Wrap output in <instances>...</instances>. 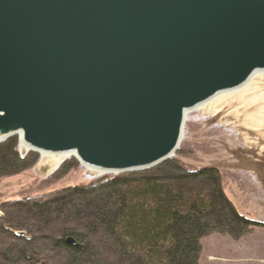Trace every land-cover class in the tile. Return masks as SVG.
Here are the masks:
<instances>
[{"label": "water", "instance_id": "obj_1", "mask_svg": "<svg viewBox=\"0 0 264 264\" xmlns=\"http://www.w3.org/2000/svg\"><path fill=\"white\" fill-rule=\"evenodd\" d=\"M257 72L264 0H0V144L16 137L21 156L151 169L186 112Z\"/></svg>", "mask_w": 264, "mask_h": 264}, {"label": "trees", "instance_id": "obj_2", "mask_svg": "<svg viewBox=\"0 0 264 264\" xmlns=\"http://www.w3.org/2000/svg\"><path fill=\"white\" fill-rule=\"evenodd\" d=\"M16 147L15 138L0 144V179L36 164L37 154L21 157ZM76 167L68 159L44 184ZM0 212V264H199L203 238L238 241L264 227L236 211L216 169L189 170L176 158L7 201Z\"/></svg>", "mask_w": 264, "mask_h": 264}, {"label": "rangeland", "instance_id": "obj_3", "mask_svg": "<svg viewBox=\"0 0 264 264\" xmlns=\"http://www.w3.org/2000/svg\"><path fill=\"white\" fill-rule=\"evenodd\" d=\"M257 86L264 90L263 83L257 82ZM260 106H238L232 102L222 104L217 113L208 109L191 113L185 120L177 150L181 154L175 153L174 158L189 170L216 169L224 192L236 211L264 224V128L257 131L245 122L246 116ZM235 111L237 117H233ZM14 138L20 155L18 139ZM232 140L238 142L244 153L237 154L228 147ZM40 161L38 156L32 168L0 179V205L89 184L104 177H95L77 163L76 168L61 178L44 184L54 172L41 168ZM199 264H264V227L254 228L238 241L219 234L203 238Z\"/></svg>", "mask_w": 264, "mask_h": 264}, {"label": "bare ground", "instance_id": "obj_4", "mask_svg": "<svg viewBox=\"0 0 264 264\" xmlns=\"http://www.w3.org/2000/svg\"><path fill=\"white\" fill-rule=\"evenodd\" d=\"M257 82H261L264 84V72H257L254 74L244 85L241 87L220 93L208 100L206 103L197 106L195 109L186 112L185 120L188 115L194 112L202 111V110H213L214 113L218 112V108L222 106V104H229L232 102H236L238 106H255L257 104H261L260 107L254 109V112L248 114L245 118L246 125H251L255 128V130L259 131L264 128V90H260L257 86ZM250 94L251 96H248ZM233 117H237V111L233 113ZM244 125V124H243ZM244 144H246V139L243 138ZM233 141V140H232ZM238 142H232L228 147L237 154L244 153V149H241L237 145ZM245 148V147H243ZM18 151L20 154H24L26 151V147L21 144L19 145ZM67 155H48L42 154L40 156V167L48 169L49 172L55 170L60 164L67 160L65 158ZM85 170L91 172L95 177H102L100 173L95 171H91L85 167Z\"/></svg>", "mask_w": 264, "mask_h": 264}, {"label": "flooded vegetation", "instance_id": "obj_5", "mask_svg": "<svg viewBox=\"0 0 264 264\" xmlns=\"http://www.w3.org/2000/svg\"><path fill=\"white\" fill-rule=\"evenodd\" d=\"M2 214V213H1ZM19 233V232H18ZM35 264H42L41 262L40 263H35Z\"/></svg>", "mask_w": 264, "mask_h": 264}]
</instances>
